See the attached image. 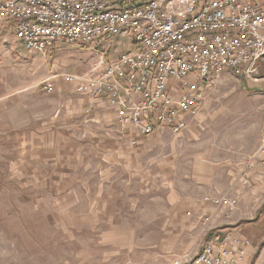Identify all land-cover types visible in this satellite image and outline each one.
<instances>
[{
	"label": "rangeland",
	"instance_id": "obj_1",
	"mask_svg": "<svg viewBox=\"0 0 264 264\" xmlns=\"http://www.w3.org/2000/svg\"><path fill=\"white\" fill-rule=\"evenodd\" d=\"M102 40L91 47L60 40L41 54L0 17V82L5 94L33 91L37 115L36 137L17 136L14 148L5 141L0 154V264H174L205 240L199 215L189 213L193 203L221 193L239 198L224 213L252 242L248 264H264V184L256 176L264 170L256 162L264 69L258 81L224 73L180 133L158 129L133 146L129 134L116 131L114 115L104 124L93 106L85 112L84 136L67 137L71 126L52 118L73 86L57 78L59 89L48 93L44 80L87 69L97 58L94 48L104 50ZM115 45L114 37L105 54L115 55ZM22 103L14 105L20 116L31 107ZM14 127L19 135L31 128ZM63 137L76 149L57 143Z\"/></svg>",
	"mask_w": 264,
	"mask_h": 264
},
{
	"label": "built area",
	"instance_id": "obj_2",
	"mask_svg": "<svg viewBox=\"0 0 264 264\" xmlns=\"http://www.w3.org/2000/svg\"><path fill=\"white\" fill-rule=\"evenodd\" d=\"M0 17L41 54L60 40L91 47L104 39L87 69L61 76L93 100L85 112L105 103L133 146L158 129H187L224 73L258 81L264 69V0H0ZM59 75L42 82L46 92ZM257 158L264 166V132ZM203 202L226 211L239 198L221 193ZM211 218L199 214L206 238L174 264H248L251 240L230 226H208Z\"/></svg>",
	"mask_w": 264,
	"mask_h": 264
},
{
	"label": "crops",
	"instance_id": "obj_3",
	"mask_svg": "<svg viewBox=\"0 0 264 264\" xmlns=\"http://www.w3.org/2000/svg\"><path fill=\"white\" fill-rule=\"evenodd\" d=\"M55 74V73H54ZM59 75V73H58ZM57 78H59L58 80L63 79L65 85L67 83V81L61 76H56L54 79H52V83L55 84L54 85V90L59 89V87L57 86ZM56 86L58 88H56ZM24 87V86H23ZM71 88V87H70ZM27 89V91L25 90ZM70 94H68L67 97H69L70 99H68V101H65L63 104V108L58 110L56 116L54 118H52V121L56 122V123H61L63 125H70L71 127H65L64 129V135H66L67 137L75 136V139L83 137V133H82V126L84 123V117H85V109L87 108L88 104L93 102V100H91L89 97L87 96H82L76 92H73L72 88L69 90ZM58 93H60V91H58ZM14 95H17L15 97H12ZM66 97V98H67ZM55 99H59V97L57 98V96H55ZM31 100V101H30ZM67 100V99H65ZM36 94L31 91L29 88H19L17 93H7L5 94V91L3 89V85L0 82V154L3 157V145L5 141H11V143L13 144V148L16 146V138L17 136H20L19 138L23 137V138H27L28 141H32L36 135H37V130L35 129V126H31V125H36V120H37V115H36V111L34 109V105L36 104ZM22 102H27V105H24V103ZM35 102V103H34ZM22 103L23 106H31L27 109V113L23 116L17 115L18 114V109L14 108V105ZM103 103H98L96 104V106L92 111V115L96 116V118H102L103 120H106L104 122V124H107L109 122H111V120L113 119V113H111L109 110L107 109H101L103 107ZM12 107L9 110H5L6 108ZM19 108V107H18ZM32 108V109H30ZM20 113V112H19ZM30 126L31 128H27L25 130V132H22V135H19L17 128H12L11 126ZM72 130H75L74 132H71ZM29 133H32V135H30ZM80 135L78 136L77 134ZM29 134V135H28ZM59 141V142H58ZM68 139L64 137L63 138H58L57 139V143H60L64 148L67 146V148H72V149H76V147L74 146L73 142H70V144L68 145ZM15 145V146H14ZM77 145V144H76ZM62 147V148H63ZM14 150V149H13ZM12 150V152H14ZM36 154V153H34ZM5 157V155H4ZM262 170V169H260ZM259 180L262 179V182L264 184V170H262L261 172H259L256 175ZM261 188V187H260ZM264 189V188H263ZM260 189L258 187L257 192H259ZM193 207H192V211L191 213H193L195 216H198L199 214H204V213H210L212 218L211 221L208 223V226L210 227H218V226H230V224H233L232 221L227 219V216L224 213V210H217L214 207L210 206L209 204L205 203V202H194L193 203ZM243 205V204H242ZM241 203L239 206H241ZM245 208V207H244ZM244 210V209H243ZM206 238V236H205ZM252 245V244H251ZM253 248H249L248 251V255L250 256L251 252H252ZM248 261H249V257H248Z\"/></svg>",
	"mask_w": 264,
	"mask_h": 264
}]
</instances>
